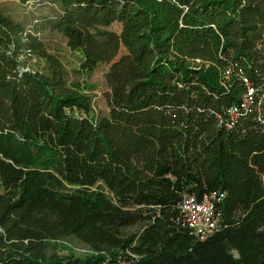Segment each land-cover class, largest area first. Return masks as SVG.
Wrapping results in <instances>:
<instances>
[{"label": "trees", "instance_id": "1", "mask_svg": "<svg viewBox=\"0 0 264 264\" xmlns=\"http://www.w3.org/2000/svg\"><path fill=\"white\" fill-rule=\"evenodd\" d=\"M53 2L52 27L85 68L96 26L115 24L122 49L97 117L62 61L0 10V264H119L129 253L123 264H264V132L253 110L219 124L246 91L242 76L264 94V0ZM209 190L225 192L220 226L199 239L176 206ZM70 235L93 253H48Z\"/></svg>", "mask_w": 264, "mask_h": 264}, {"label": "rangeland", "instance_id": "2", "mask_svg": "<svg viewBox=\"0 0 264 264\" xmlns=\"http://www.w3.org/2000/svg\"><path fill=\"white\" fill-rule=\"evenodd\" d=\"M57 5L53 0H46L42 5H32L30 3H20L18 0H0V10L12 19L20 22L24 27L36 33L42 39L48 52L56 55L65 66V79L68 83H76L83 88L88 95L92 110L95 116L106 115L108 108L105 102L104 93L106 84L104 73L107 71L110 61L116 57L122 47L118 42L115 24L108 27L96 26L92 30L96 36L93 50L96 52V62L90 67L83 66L86 57L83 50H72L67 46L66 39L63 35L56 32L52 27V20L56 13ZM26 66L30 68H41L42 60L35 58L26 61ZM101 187L108 193L105 186L99 182L94 187ZM2 187L0 186V193ZM141 224H136L129 228V231L137 230ZM205 239V238H204ZM228 255L237 258L238 253L235 248H228ZM48 253L58 256L73 253L74 255L83 256L93 253V250L83 241L75 236L61 237L51 240L48 243ZM126 257H135L134 254L124 255L119 264H123ZM108 261H104L107 264ZM109 264V263H108Z\"/></svg>", "mask_w": 264, "mask_h": 264}, {"label": "built area", "instance_id": "3", "mask_svg": "<svg viewBox=\"0 0 264 264\" xmlns=\"http://www.w3.org/2000/svg\"><path fill=\"white\" fill-rule=\"evenodd\" d=\"M226 81L232 74L230 67L222 71ZM242 83L246 87L243 96L236 103L228 106L219 117V124L231 128L239 117L249 114L253 110L254 119L264 132V94L256 93V88L246 76H242ZM264 185V173L261 175ZM225 192L220 190L185 193L177 202L175 222L190 235L204 239L217 231L221 220V205Z\"/></svg>", "mask_w": 264, "mask_h": 264}]
</instances>
